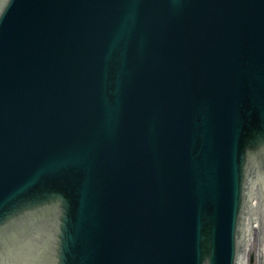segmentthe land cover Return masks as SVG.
<instances>
[{"label":"water","instance_id":"95a60500","mask_svg":"<svg viewBox=\"0 0 264 264\" xmlns=\"http://www.w3.org/2000/svg\"><path fill=\"white\" fill-rule=\"evenodd\" d=\"M250 231L258 264L264 0H0V264H241Z\"/></svg>","mask_w":264,"mask_h":264},{"label":"bare ground","instance_id":"6f19581e","mask_svg":"<svg viewBox=\"0 0 264 264\" xmlns=\"http://www.w3.org/2000/svg\"><path fill=\"white\" fill-rule=\"evenodd\" d=\"M254 238H257L255 231H250V235L248 238V242L246 245V249H245L241 264H249V261L247 260V258H248L247 255L250 253L251 246L254 242ZM262 243H263L262 244V248H263L264 247V237H262ZM262 248H261V258L264 256V250ZM262 264H263V262H262Z\"/></svg>","mask_w":264,"mask_h":264},{"label":"rangeland","instance_id":"374dc122","mask_svg":"<svg viewBox=\"0 0 264 264\" xmlns=\"http://www.w3.org/2000/svg\"><path fill=\"white\" fill-rule=\"evenodd\" d=\"M256 254H257V243L253 242L250 253L247 255L248 256L247 260L249 261V264H256ZM261 260L264 264V256L261 258Z\"/></svg>","mask_w":264,"mask_h":264}]
</instances>
